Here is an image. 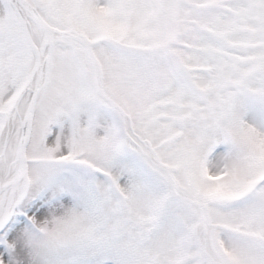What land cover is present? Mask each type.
I'll list each match as a JSON object with an SVG mask.
<instances>
[{"label": "snow or ice", "instance_id": "obj_1", "mask_svg": "<svg viewBox=\"0 0 264 264\" xmlns=\"http://www.w3.org/2000/svg\"><path fill=\"white\" fill-rule=\"evenodd\" d=\"M0 264H264V0H0Z\"/></svg>", "mask_w": 264, "mask_h": 264}]
</instances>
